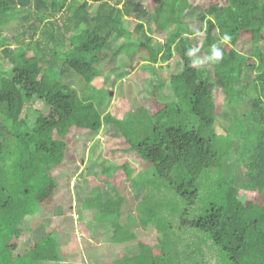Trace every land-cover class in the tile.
I'll return each mask as SVG.
<instances>
[{"label": "trees", "instance_id": "trees-1", "mask_svg": "<svg viewBox=\"0 0 264 264\" xmlns=\"http://www.w3.org/2000/svg\"><path fill=\"white\" fill-rule=\"evenodd\" d=\"M90 2L97 6L95 10H89ZM153 7L154 13L148 14L141 0H117L114 6L108 0H0V240H13L2 250L12 258L60 263L64 261L60 245L63 251H77L75 234L57 232L33 241L21 252L18 249L32 236L31 218L58 207L59 185L53 170L75 161L76 152L69 143L87 134L98 135L105 124H113L130 151L155 170L154 181L171 189L190 209L203 204L195 219H181L182 228L206 235L231 264H264V207L260 204L264 201V49L259 47L264 42V0H208L196 19L188 16L187 0H165ZM144 16L158 32L170 24L179 29L164 43L153 44V35L142 23ZM19 21L26 24L8 42L3 36L5 26ZM135 37L139 39L132 68L140 66L145 73L168 63L175 54L179 67L170 77L165 101L159 98L161 87L150 86L151 97L141 98L118 120L110 113L102 115V98H81L64 77L68 72L89 84L101 75L102 56L110 53L115 58L126 46L121 41ZM116 41L120 46L112 48ZM202 53H206L207 69ZM249 91L255 94L246 117L251 127L248 123V127L236 126L235 136L247 141L253 156L245 165L249 182L236 187L233 177L221 174L230 133L217 135L215 125L223 116L222 107L242 104ZM26 107L35 108L31 125L22 119ZM214 169L219 170V178L204 199L202 182ZM132 176L130 164L125 163L116 170L115 181L123 177L135 191ZM87 194L84 210L96 216H119L124 202L120 195L115 205L107 202L96 211L86 204ZM149 225L155 222L144 223V229ZM120 230L118 223L93 228L92 240L120 244ZM139 247L136 257L119 253L107 263L143 264L147 245Z\"/></svg>", "mask_w": 264, "mask_h": 264}, {"label": "rangeland", "instance_id": "rangeland-1", "mask_svg": "<svg viewBox=\"0 0 264 264\" xmlns=\"http://www.w3.org/2000/svg\"><path fill=\"white\" fill-rule=\"evenodd\" d=\"M116 1L108 0L111 6H114ZM141 2L145 12L152 14L154 13L153 4L162 5L165 0H141ZM187 3L189 5L187 13L192 19H196L208 7V0H187ZM96 7L93 3H89V10H95ZM118 8L120 9L121 5ZM142 23L145 30H149L153 35V44L164 43L179 29L178 25L170 24L165 30L158 32L154 23L145 16L142 18ZM24 24L26 23L19 21L5 26L4 38L11 42V38L21 31V26ZM138 39L139 37H135L130 42L121 41L126 46L121 54L115 49L117 56L113 59L110 58L112 55L110 53L107 54L108 56H102L98 65L101 75L89 84L68 72L65 73L64 82L81 98L90 97L94 100L102 98L103 107L100 110L102 115L110 113L118 120L125 118L141 98L146 100L151 97L150 86H160L163 91L159 94V98L165 101L170 77L179 67V57L175 54L168 63L158 64L145 73L140 66L132 68L131 57L137 49ZM198 41L202 47V35L198 36ZM10 44L13 45V43ZM118 46L120 41L111 43L112 48ZM259 47L264 49V42L259 43ZM202 58L203 67L209 68L206 53H202ZM253 98H255L254 92L249 91L244 101L242 100V104L238 106L225 104L222 107L223 116L215 125L217 135L225 136L227 131L230 133L231 145L227 156L223 159L221 174L226 179L233 177L236 187L249 182L245 174V165L253 156V149L248 150L247 141L239 139L235 136V132L236 126L248 127L249 122L246 117ZM22 119L31 125L35 120V108L26 107ZM249 125L251 127V124ZM69 144L75 149V161L53 170L59 185L56 194L58 207L45 211L41 217L43 219L41 222H45L51 230L55 227L60 234L69 231L76 233L79 244L74 248L77 247V251H63L60 245L61 258L64 260L60 264H72L70 259L78 261L76 262L78 264H84V256L99 258L102 264L105 257H111V260H114L119 253L127 258L136 257L139 255L141 243L147 245L144 253L148 250V253L143 256V264H161L165 260L168 264H231L206 235L181 226L183 217L193 220L200 215L203 204L199 203L190 209L174 195L171 189L154 181L155 170L148 166L139 154L130 151V146L113 124H105L98 135L87 134L83 138L79 137L74 144ZM125 163H129L133 170L135 191L133 185L123 177H120V182L115 181L116 170ZM219 174V170L214 169L205 175L202 182V198H207L210 191L215 189ZM94 187L98 191L91 192ZM86 194V204L96 211H100L107 202L115 205L117 195H120L124 202L120 206L119 216L108 213L96 216L94 212L89 213L84 210L83 197ZM88 200H92L89 201L91 203H88ZM260 204L264 207L263 200ZM89 214L94 217L90 219ZM152 221L155 225H149L150 227L144 229V223ZM112 222L122 227L120 246L108 248L106 246H112L113 243H108L102 238L99 244L104 246L98 247L91 243H88L90 246H86L84 235L88 223L93 230ZM30 224L36 227L37 222L34 220ZM151 226L158 227V230L155 231ZM92 230H90L91 233ZM28 242L29 240L26 243L22 241L18 252L28 247ZM11 243L13 240L5 242L0 240V264H3L6 259L9 262L14 261L12 264H44L43 262L31 263L29 259H15L12 258L11 253H4L2 251L4 245ZM149 247L154 248L152 252L148 249Z\"/></svg>", "mask_w": 264, "mask_h": 264}, {"label": "crops", "instance_id": "crops-1", "mask_svg": "<svg viewBox=\"0 0 264 264\" xmlns=\"http://www.w3.org/2000/svg\"><path fill=\"white\" fill-rule=\"evenodd\" d=\"M41 217H39V218L34 217V218H31V220H30V223L35 220V222H37V225H36V227H34V226H31V224H30V229L32 230V234H31L32 236L25 238V240H24L25 243L29 240V242L27 244L28 246L31 245L33 243V241L42 238L46 234L56 233V232L59 233V231L54 226H53L54 229L52 228V230H51V229H49L48 225L45 222L42 223L41 220H43V219ZM112 223H115V222H112ZM58 225H60V223ZM86 227H87L85 230L86 233L84 235L86 246H90L88 243H91V245H95L98 247L104 246V245L96 244L92 240V234H91L90 229H89V223L87 224ZM63 233L64 234H74V232H70V231L69 232H63ZM115 246H120V244H113L112 246H106V247L109 248V247H115ZM83 258H84L83 259L84 264H90V262H91V264H102V262L99 261V258H96V257L84 256ZM111 259H112L111 257H105L103 259V263L108 264L107 262ZM44 264H60V263L52 262V263H44ZM72 264H78V263H72Z\"/></svg>", "mask_w": 264, "mask_h": 264}, {"label": "clouds", "instance_id": "clouds-1", "mask_svg": "<svg viewBox=\"0 0 264 264\" xmlns=\"http://www.w3.org/2000/svg\"><path fill=\"white\" fill-rule=\"evenodd\" d=\"M219 55H220V53L217 51V52H216V56L219 57Z\"/></svg>", "mask_w": 264, "mask_h": 264}]
</instances>
